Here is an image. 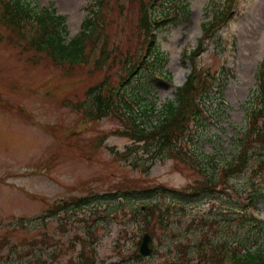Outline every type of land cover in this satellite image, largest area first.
Instances as JSON below:
<instances>
[{"label": "rangeland", "instance_id": "rangeland-1", "mask_svg": "<svg viewBox=\"0 0 264 264\" xmlns=\"http://www.w3.org/2000/svg\"><path fill=\"white\" fill-rule=\"evenodd\" d=\"M27 1L39 11L53 5L65 14L69 39L93 15L97 0ZM119 1L123 7L112 9L116 0H110L108 8L110 48L117 58L114 62L110 57L103 68L95 67L93 60L86 66L55 64L0 21V237L9 240L0 264H81L85 256L96 264H182V254L189 264H211L197 249L204 231L214 241L230 242L254 240L260 234L264 247V230L258 233L252 223L237 220L234 192L231 197L220 192L216 199L186 201L177 193L144 189L156 184L182 188L199 174L182 160L149 158L141 146L133 147L126 158L118 157L116 151L133 145L132 139L113 133L125 127L123 123L113 117L93 119L85 113L88 89L106 73L114 85L126 73L122 61L140 49L139 1ZM175 1H189V12L158 28L156 45L168 61L154 75L142 67L124 87L130 93L139 90L133 94L134 107L146 124L157 118L152 115V102L157 115L167 100L175 99L177 86L191 70L186 56L204 37V22L227 3L166 0L154 10L159 12L166 5L173 9ZM236 9L205 40L199 54L200 64L215 75L217 89L223 83L227 102L222 104L214 92L207 100L206 124L197 125L188 136L189 146L196 147L208 169L227 165L238 151L264 60V0H237ZM66 99L81 106L70 107ZM105 133L108 137L97 147ZM252 166L231 181L237 190L246 187ZM261 182L264 190V175ZM257 198L254 211L264 219V193ZM177 199L185 205L176 203ZM148 202L166 211L164 226L150 218L155 225L154 246L138 258L137 242L147 233L145 211L139 207ZM223 264L238 263L225 260Z\"/></svg>", "mask_w": 264, "mask_h": 264}, {"label": "trees", "instance_id": "trees-1", "mask_svg": "<svg viewBox=\"0 0 264 264\" xmlns=\"http://www.w3.org/2000/svg\"><path fill=\"white\" fill-rule=\"evenodd\" d=\"M131 1H139L141 13L137 19V25L142 34L139 35L138 39L139 51L122 61L123 71H126L123 79L127 76L124 80L137 74L141 66L145 67L143 71L146 72L151 70L154 73L153 71L162 70L168 61L167 54L162 53L158 45H155V49L150 51L152 44H157L153 34V22L156 24V28H160L168 22L171 10L176 12L174 20L189 12V1L183 3L175 1L173 2L175 8L171 9L167 5L161 10V13L156 14V17L151 20L146 8L149 0ZM231 1L228 0L225 7L217 9L211 20L204 22L203 31L206 34L213 29H218L231 16ZM31 5L30 1L27 0H0V21L18 37L24 39L31 48L43 52L60 64L80 65L93 59L102 68L103 66L106 67V59L110 57L115 62L116 53L112 55L113 51L110 48L111 32L108 17L110 0H97L96 9H92L93 15L86 18L79 33L69 39L65 14L58 13L53 5L43 8L42 11ZM118 6L123 7L120 1L116 0L111 7L117 10ZM97 49L99 53H96ZM201 49L202 44L200 43L188 55L186 53V58L193 64L194 69L187 81L182 86L177 87L175 99L167 100L164 109L159 110L157 115L155 113L156 102H152V115L157 117L155 121L151 120L149 124L144 123L141 115L132 109L130 101L139 90L135 89V93L118 91V86L116 85L114 88L112 85L109 74H106L101 82L88 89L85 111L92 117L100 119L113 117L120 120L127 128H118L113 133L127 136L133 140L135 146L128 147L130 152L133 147L141 146L148 153L149 158L165 156L180 159L190 163L200 173L193 184H188L183 188L156 184L144 189L148 191L161 189L163 193L171 191L174 192V195L180 194L181 198L186 201L218 198L220 192H226L231 197L232 194L230 193L234 192L238 200L233 204L237 205L244 203L240 200L248 192L249 205L256 206L257 197H261L264 193V190L261 189V179L263 180L264 175V62L258 72L259 82L257 94H255L257 103L246 113L248 126L239 141L238 151L227 165L209 167L210 172L208 167L203 165V161H197L196 147L191 148L186 141L187 135L192 132V125L206 124L204 119L207 110L206 97L212 90L214 83V75L211 76L208 72H196L195 70V57ZM149 51V54H153L150 56L153 58L152 60L150 57L147 59V52ZM142 96L145 97L144 94ZM127 108L130 113H127ZM144 113L149 118L147 108H144ZM106 135H101L100 141ZM251 163H255V166L252 167L250 177L245 181L246 187L242 191L237 190L231 181L235 176L245 172ZM132 164L136 165L135 162ZM216 170L218 171L214 173ZM223 193L220 197L224 200L225 194L223 195ZM176 202L185 203L179 199ZM225 202L229 206V202ZM139 209L142 213L145 211V230L155 236L153 231L155 225L150 218L155 222L157 220L158 224L164 222L162 217L164 212L161 210V206L158 203L148 202L143 207L140 206ZM242 213L241 217L256 226L258 233L264 230V220L253 215L247 209H244ZM260 237L261 235L258 234L254 240L248 241L234 240L230 242L226 239L214 241L204 231L199 246L201 245L202 256L205 259L211 258L216 264H222L224 260H232L238 264H264V250L258 243ZM256 243L257 246L252 248ZM250 248L252 249L250 250ZM186 250L187 248L184 249L185 253H187ZM180 260L182 264H187L189 258L186 257V254H182Z\"/></svg>", "mask_w": 264, "mask_h": 264}, {"label": "water", "instance_id": "water-1", "mask_svg": "<svg viewBox=\"0 0 264 264\" xmlns=\"http://www.w3.org/2000/svg\"><path fill=\"white\" fill-rule=\"evenodd\" d=\"M141 251L144 253V254H148L149 253V247H148V236L146 235L144 237V241L141 245Z\"/></svg>", "mask_w": 264, "mask_h": 264}]
</instances>
